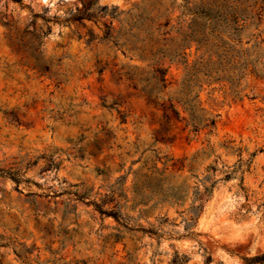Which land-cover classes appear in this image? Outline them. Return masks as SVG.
I'll return each instance as SVG.
<instances>
[{"label": "rangeland", "instance_id": "obj_1", "mask_svg": "<svg viewBox=\"0 0 264 264\" xmlns=\"http://www.w3.org/2000/svg\"><path fill=\"white\" fill-rule=\"evenodd\" d=\"M236 1L0 0V264H264V16L236 33Z\"/></svg>", "mask_w": 264, "mask_h": 264}, {"label": "trees", "instance_id": "obj_2", "mask_svg": "<svg viewBox=\"0 0 264 264\" xmlns=\"http://www.w3.org/2000/svg\"><path fill=\"white\" fill-rule=\"evenodd\" d=\"M198 9H200V12H196V15H199L200 13L205 14L204 16H208L207 13L203 12V7L202 5L197 6ZM233 18H235L234 23H236V33H240L241 31H245L246 29L250 28L251 26H258L260 22L262 21V18L264 16V0H237L235 4V9L232 12ZM259 37V36H257ZM264 42V38L260 40V43ZM259 45V44H257ZM229 61V60H228ZM185 66H187V63L184 62ZM247 64H240V66H237L238 71H239V78H243L245 75V71L247 70ZM199 72V71H197ZM251 74L257 72L255 67H252L251 70L249 71ZM157 79L163 82V76L166 73V70L164 69H157ZM195 74V73H194ZM194 76V75H193ZM206 83H212V81L220 80V81H225L223 77H218L217 79H212L211 75H207L206 77ZM212 80V81H211ZM215 82V81H214ZM227 82V81H225ZM238 94V93H236ZM167 110L170 111V113L174 116V118L178 121L183 120L180 118V113L178 110L173 106L170 105ZM184 111L190 112L189 119L184 121L185 127H190V131L192 133H197L199 130L207 128L211 129L214 125V120L213 119H203V118H198L195 115V110L194 109H183Z\"/></svg>", "mask_w": 264, "mask_h": 264}]
</instances>
